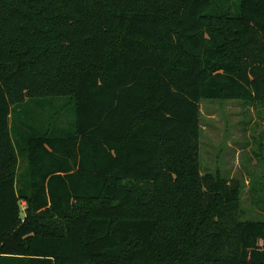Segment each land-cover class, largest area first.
I'll return each instance as SVG.
<instances>
[{"label": "trees", "instance_id": "16d2710c", "mask_svg": "<svg viewBox=\"0 0 264 264\" xmlns=\"http://www.w3.org/2000/svg\"><path fill=\"white\" fill-rule=\"evenodd\" d=\"M202 99L264 102V0H0V264H264Z\"/></svg>", "mask_w": 264, "mask_h": 264}, {"label": "rangeland", "instance_id": "374dc122", "mask_svg": "<svg viewBox=\"0 0 264 264\" xmlns=\"http://www.w3.org/2000/svg\"><path fill=\"white\" fill-rule=\"evenodd\" d=\"M215 1L219 8L236 15L239 0ZM200 107L202 173L239 179L242 218L264 220V102L202 99ZM36 112V127L42 129L47 124L61 133L70 126L73 111L66 100H53L46 107H37Z\"/></svg>", "mask_w": 264, "mask_h": 264}]
</instances>
